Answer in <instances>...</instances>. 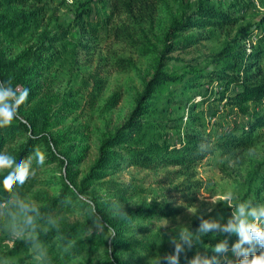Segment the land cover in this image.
<instances>
[{"label": "trees", "instance_id": "obj_1", "mask_svg": "<svg viewBox=\"0 0 264 264\" xmlns=\"http://www.w3.org/2000/svg\"><path fill=\"white\" fill-rule=\"evenodd\" d=\"M53 1L0 0V83L10 81L13 88L19 85L29 89L27 100L19 107L18 118L10 126L0 128V153L9 154L20 163L39 149L46 157L44 165L58 162L63 168L58 180L46 182L40 176L41 167L33 160L35 177L23 186H16L12 192L4 191L2 185L10 169L0 172V204L4 206L1 219L11 218L10 225L2 232L9 235L18 228L32 232L5 244L1 256L4 260L10 259L8 264H75L80 258L88 261L101 246H108L106 261L119 264L117 251L120 249L129 252L153 250L152 244L136 238L138 231L132 232L129 228L134 221L167 217L183 211L189 204L175 206L165 201L144 200L137 208L125 209L117 224L109 226L103 219V204L95 192L89 193L91 198L85 193L93 183H101L113 171L138 166L159 171L157 183L185 199L204 187L198 167L206 157L216 156L215 164L220 171H225L229 163L250 161L259 143L257 130L264 126V69L260 64L264 59V26L259 28L250 21L240 23L241 16L233 10L234 5L221 7L211 0H79L69 19L59 13ZM168 1L176 4V8L168 12L160 40L162 50L158 54L152 40L153 26L158 10ZM92 5L104 10V15L91 18ZM263 22L264 17L260 24ZM73 32L83 39L76 40L74 55L82 50L93 60L95 49L102 42L105 53L96 56L93 70L85 73L76 92L69 90L65 94L59 89L52 92L51 75L59 67V47ZM223 32L228 39L211 54L210 66L200 68V61H186L177 56L173 58L182 61L181 66L176 69L168 65L172 53L191 50ZM20 43L22 48L11 55V45ZM107 43L128 48L138 57L155 55L156 60L131 113L119 127L100 139L96 159L77 181L78 171L73 165L83 159V153L71 155L73 146L68 143L81 132L78 128L56 132L52 129L77 109H91L110 73L135 69L131 56L121 55L106 46ZM204 79L214 80L218 89L215 94H199V100L195 101V96L188 91L200 86ZM122 95L119 89L113 91L102 108H114ZM157 100L188 111L193 110L197 102L218 101L233 105L247 119L240 128L231 127L213 139L193 130L201 125L200 118L197 114H188L184 123L189 130L184 141L157 143L146 131L162 124L145 118L156 113ZM18 138L22 140L12 152L7 146ZM244 181L245 190L240 198L194 222L196 226L212 223L232 211L228 228L219 232L201 254L181 255L172 264H239L243 252L220 257V253L235 242H240V247L249 255L262 250L264 246L259 241L242 240V223H253V217L247 214V209L241 216L238 208L245 203H249V208L264 205V157L247 170ZM122 186L120 192L127 196L149 193L142 183L131 181ZM17 202H26L38 209V213H32L34 223L31 227L18 213ZM79 204L87 209L85 220L62 221L60 217ZM255 222L264 227V218ZM95 223L103 227V232L87 235ZM2 228L0 225V230ZM109 228L111 236L105 238Z\"/></svg>", "mask_w": 264, "mask_h": 264}, {"label": "rangeland", "instance_id": "obj_2", "mask_svg": "<svg viewBox=\"0 0 264 264\" xmlns=\"http://www.w3.org/2000/svg\"><path fill=\"white\" fill-rule=\"evenodd\" d=\"M79 0H54L52 5H57L59 13L69 19L77 2ZM221 7L233 6V10L238 16H241L240 23L250 21L257 27H263L264 22L260 24V19L264 17V0H211ZM57 3V4H56ZM54 5V6H55ZM56 6V7H57ZM176 4L168 1L165 6H161L155 18L152 40L156 44L158 54L162 50L160 43L161 37L166 28V20L168 12L175 10ZM93 14L95 16H103L104 10L92 5ZM234 30L230 32L233 34ZM228 36V37H230ZM28 36H26L27 38ZM76 32L69 34L62 45L59 47L61 56L57 64L59 67L52 73V92L60 90L68 93L69 90L76 92L81 85V81L86 72L92 71L95 66L96 56L104 55L105 46L103 43L97 45L93 60L92 56L80 50L74 55V44L77 39L83 40L81 36L77 37ZM226 33H219L217 37L206 40L191 50L172 53L168 65L173 68H179L182 61L177 60L181 58L186 61H200L199 67L202 68L208 65V61L212 55L224 42L227 40ZM106 46L113 48L121 55H129L135 62V69L127 72H112L107 76V81L101 95L96 104L91 109H77L65 120L60 126L52 129L56 132L59 129L78 128L81 134L76 135L75 139L68 144L72 145L71 155L83 153V159L73 165V168L78 171L76 180L87 171V168L92 164L98 155V146L100 139L105 135L113 132L116 127H119L125 119L129 116L135 106L137 95L141 92L144 80L148 79L151 65L155 62V55H147L145 57H138L128 48L120 46L119 44L107 43ZM103 47V49H102ZM22 48L20 44H12L10 54L14 55ZM73 51V55L71 52ZM177 56L176 58H173ZM264 69V59L260 62ZM210 66V65H208ZM172 88V87H170ZM121 90L123 95L119 103L112 109L104 110L103 103L105 99L115 90ZM218 89L217 83L212 80L204 79L203 83L188 91V94L195 96V101L199 100V94L205 92L215 94ZM156 113L152 116L145 117L146 119L157 120L162 125L157 129L147 130V135L155 139L157 143L178 144L187 138L188 128L185 126L186 115L197 114L200 118L201 125L193 130H199L203 134L210 135L213 139L218 138L231 127L240 128L246 122L247 116L238 112L233 105H223L221 102H197L195 108L188 111L186 108H179L173 104H167L162 100L155 101ZM259 143L252 151V159L243 164L229 163L225 171H220L215 164L216 156L206 157L198 167L199 177L205 181L204 187L194 195L180 199L168 187L157 183L159 171H151L147 168L138 166H131L121 170L113 171L103 178L101 183L95 182L91 189L85 195L91 198L89 193L95 192L96 198L103 204V219L110 226V224H117L119 216L125 209L137 208L144 200L154 199L157 202H168L175 206L179 204L188 203V207L183 211L171 214L167 217L157 218L153 221H134L129 228L131 231H138L137 239H141L153 245V250L150 252L136 251L129 252L126 250H118L117 258L119 264H172L179 256L187 254H201L216 238L217 234L228 225L233 217L232 211H227L223 216L219 217L212 223H205L214 225V227L207 230L204 225L196 226L194 222L212 211H217L223 205H231L233 201L240 198L244 193L245 175L247 170L264 157V126L260 127ZM22 138L16 139L8 148L16 150ZM66 144L68 147L69 145ZM12 151V152H13ZM13 155V153H12ZM62 165L58 162L45 164L41 167L40 176L43 180L48 182L58 180L62 173ZM138 182L147 187L148 194L127 196L120 192L122 185L129 182ZM56 192V188L54 189ZM27 198H24L26 200ZM249 200H247L248 202ZM4 213V206L0 204V264H8L10 259H2V250L5 244H10L12 239L17 237H24L31 235L32 232L18 228L11 234L2 232L8 225L10 219H1ZM87 215L86 207L81 204L74 206L72 210L65 213L60 218L66 221L82 222ZM5 222V223H4ZM103 227L100 224H93L87 235H94L102 233ZM112 230L109 228L105 233V238L111 236ZM8 235V236H7ZM234 245L220 253V257L234 255L232 249ZM4 250V249H3ZM176 253L173 255L172 251ZM4 252V251H3ZM108 253V246H101L94 254L89 256L87 261L80 258L75 261V264H108L106 255ZM236 254V253H235ZM118 264V262H117ZM214 264V263H213Z\"/></svg>", "mask_w": 264, "mask_h": 264}, {"label": "clouds", "instance_id": "obj_3", "mask_svg": "<svg viewBox=\"0 0 264 264\" xmlns=\"http://www.w3.org/2000/svg\"><path fill=\"white\" fill-rule=\"evenodd\" d=\"M5 83L7 86H4ZM28 94L29 89L19 85L13 88L10 81L0 83V128L10 126L12 121L18 118L19 107L27 100ZM45 158V155L39 149H36L32 155L20 163H17L13 156L0 153V172L10 169L2 181L4 191L12 192L16 186H23L30 178L35 177L36 169L33 168V160L38 167H42ZM16 208L18 209V213L23 217L24 223L31 227L34 223L32 213H38V209L26 202H17ZM246 209L247 214L253 217V223L247 225L242 223V240L250 241L255 239L264 246V227H260L255 222L264 218V205L249 208V203L242 204L238 208L241 216H244ZM203 227L207 230L214 227V225L205 224ZM232 251L234 254L244 253V257L239 261V264H264V247H262L261 251L252 252L249 255L247 250L242 249L240 242H238Z\"/></svg>", "mask_w": 264, "mask_h": 264}]
</instances>
